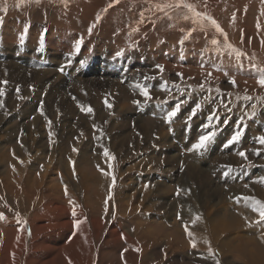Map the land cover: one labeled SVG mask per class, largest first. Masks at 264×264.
Segmentation results:
<instances>
[{
  "label": "rangeland",
  "instance_id": "374dc122",
  "mask_svg": "<svg viewBox=\"0 0 264 264\" xmlns=\"http://www.w3.org/2000/svg\"><path fill=\"white\" fill-rule=\"evenodd\" d=\"M19 2L7 0V13L0 11V264H202L207 248H185L181 240L191 238L172 230L186 233L189 223L207 222L212 240L225 247L219 249L224 261L213 250L219 264H230L231 255L239 257L232 264H248L264 227L250 223L258 215L236 197L264 203V184L258 182L264 145L255 139L264 135V88L251 68L264 69V0H187L215 19L227 44L245 54L242 67L207 21L205 33L183 8L168 10V19L152 7L165 0H120L107 12L102 10L111 0H32L16 7ZM97 14L101 20L89 34ZM81 40L80 53L72 55ZM121 50L124 56L115 57ZM137 84L147 85L151 101ZM177 103L180 112L168 128L161 117ZM197 104L193 123L206 125L212 116L216 125L214 140L200 153L188 151L197 140L186 134ZM253 104L256 115L249 119L245 113ZM217 116L229 124H218ZM182 121V136L170 138L172 125ZM238 127L244 129L238 144L224 155L213 150L216 136H226L220 141L225 143ZM227 168L232 171L225 177ZM103 179L113 189L111 202L106 191L96 195ZM197 215L201 219L193 224ZM164 226L169 231L163 234ZM175 237L178 243L166 247Z\"/></svg>",
  "mask_w": 264,
  "mask_h": 264
},
{
  "label": "snow or ice",
  "instance_id": "6c2138e0",
  "mask_svg": "<svg viewBox=\"0 0 264 264\" xmlns=\"http://www.w3.org/2000/svg\"><path fill=\"white\" fill-rule=\"evenodd\" d=\"M31 3L32 0H20L19 3H17L15 6L16 7H20V4L21 3ZM120 2V0H111V3H109L108 7L103 9L102 11L103 12H107L108 11V8H111L113 6V4H118ZM35 3L39 4L40 3V0H35ZM205 3H206V0H205ZM153 8L157 9L159 12L161 13H164L165 16L168 17V19H172L171 15L169 14V11L168 10H179L181 8L187 10V13H191L192 16L191 18L193 19V22L194 23H198L200 25V29L201 31H204L206 33L207 31V26L203 23V21H207L208 22V25H211V27H213L216 31V33H219L220 35L224 36V40H225V45L227 47V49L229 50V57L231 58L232 55L234 54V57H235V60L237 62V65L238 67H242V64H241V57H243L245 54L237 49H234L232 47V45L230 44H227V36L226 34L223 32V29L220 27V25L216 22L215 19H213L211 16H208L206 14H202V13H199L196 11V8L193 4H190L187 2V0H165V2L163 3H157V4H154L152 6ZM147 11H152V8H149V9H146ZM0 11L4 12V13H7L8 11V8H7V0H4V4L3 5H0ZM140 21L139 22H143L144 20V12H140ZM185 20L189 19V15L185 14L184 17H183ZM199 18V19H198ZM101 20V15L100 14H97V18H96V21L91 25V27L88 29V32L89 34L92 33V30L93 28L96 27V25L100 22ZM3 24V18L0 17V25ZM27 28L24 29V32L26 33L27 32ZM195 29H193L194 31ZM133 31H139V29H133ZM191 36V32H188L187 35L180 40V44L183 45L184 44V41L186 39H188L189 37ZM19 41H20V44L23 45L24 42H25V37L24 35H21L19 37ZM81 44H82V40L77 42L75 44V51L72 55H75V54H78L80 53L81 51ZM211 44L216 46V49L215 51L217 52L218 55H223V51L221 50L220 48V42L213 38L211 40ZM44 47H45V41H44V36L41 35L40 37V40H39V49L40 51H43L44 50ZM124 56V51L121 50V51H118L116 54H115V57H123ZM114 57V59H115ZM70 63V61H69ZM79 63L81 64V66L84 65L85 61L84 60H80ZM157 67L163 71V66L162 65H157ZM251 68L253 70L256 71V73L258 74L257 75V84L261 87V88H264V69H260V68H257V66L255 64L251 65ZM61 72L64 71V68L61 67L59 69ZM215 71H222V69L220 67H215L214 68ZM225 75H228V72L225 71L224 72ZM208 77L211 78L212 76V73L209 72L208 74ZM145 79H149V77H145ZM233 86H235V78H231L230 81H229ZM6 83V81L4 82ZM138 89H139V94L144 98V100L147 102V101H151L153 99V97L151 96L150 94V89L147 87V85H140V84H137L136 86ZM201 88H203V85H201ZM165 91H168L167 87L165 86L164 88ZM217 91H219V89H217ZM0 95H3V92L0 91ZM244 99L246 100H250L251 97L249 96H245ZM134 103L136 104H139L140 102L139 101H134ZM3 107V104H0V108ZM253 111L249 114V113H245L246 115H248V118L249 119H252L253 117H255L256 115V112H255V108H256V105L253 104L251 105ZM200 109V105L197 104L190 112L189 116H188V120L190 121L192 119V117H194L197 113V111H199ZM82 111H85V109H81ZM87 112H91L92 109L91 108H88L86 110ZM180 112V103H177L174 107L171 108V110L167 111L161 118L168 124H172L173 123V120L175 117H177V114ZM40 115L43 116L44 115V112H43V101H41V105H40ZM212 120H213V117L212 116H209V123L204 125V128L205 129H210L212 128L213 130L212 131H202V133L200 134V136L198 137V140L196 143L192 144V146L188 149V151H197V152H200L202 150H206L208 145L214 140L215 138V135H216V132L214 130V126L212 124ZM216 120L218 121L219 120V117L217 116L216 117ZM48 124L49 126L51 125V121L49 120L48 121ZM244 135V129L243 128H239L234 132V134L231 135V137L223 144V148L227 149L229 148L231 145H234V144H238L241 140V137ZM50 137H51V133H50ZM256 141L260 144V145H264V135H260L258 137L255 138ZM73 151H77V149H73ZM259 150L256 152V155H259ZM104 155L105 156H108V152L107 150L105 149V152H104ZM237 155H239L240 157H242L244 160H247L248 157L246 155V153L244 151H239L237 153ZM71 163V161H70ZM242 170H243V166H242ZM231 168H227L224 172H223V175L225 177H228L230 174H231ZM115 180V178L113 177V181ZM262 184H264V176H262L260 178V180L258 181ZM244 187H248L247 184L244 185ZM179 191H177V195H179ZM65 195H67V186H65ZM111 198V197H109ZM243 201L245 203V206L247 207H250L251 210L256 213L259 217L258 220L254 221V222H250V223H255L261 227H264V203H262L260 200L254 198V197H247V196H243V197H236V201L237 203H239L240 201ZM69 203L73 205V211H72V215L75 216L76 215V211H75V204L72 200H69ZM107 203V202H106ZM179 218V217H178ZM0 219H4V216L2 213H0ZM201 217L200 216H196L194 218V221H193V224L200 220ZM247 219V218H245ZM79 221L77 222L76 226L78 227L79 226ZM185 231L187 232V235L191 238L190 239V244L193 248H196L197 246V241L195 240L194 236H193V233L188 231L187 227H185ZM261 240L262 242H264V235L261 236ZM204 243L206 245H208V248H207V252H208V256L209 257H215L216 256V253L213 251L212 247H211V244H210V241H208L207 239L204 240ZM137 251H139V249H136ZM216 264H219V262L217 261Z\"/></svg>",
  "mask_w": 264,
  "mask_h": 264
},
{
  "label": "bare ground",
  "instance_id": "6f19581e",
  "mask_svg": "<svg viewBox=\"0 0 264 264\" xmlns=\"http://www.w3.org/2000/svg\"><path fill=\"white\" fill-rule=\"evenodd\" d=\"M10 22V21H9ZM76 22V21H75ZM107 22V21H106ZM14 24V23H13ZM22 25V24H21ZM144 26V25H143ZM8 31H11L10 29L8 30ZM8 31H6V34H7V32ZM24 34V33H23ZM12 35H14V34H12ZM17 35H18V33H17ZM7 37V36H6ZM9 37V36H8ZM59 37V36H58ZM63 37V36H62ZM111 37V36H110ZM71 38V37H70ZM77 39V38H76ZM4 40V39H3ZM6 40H8V39H6ZM10 40V39H9ZM8 40V41H9ZM14 40V39H13ZM19 41V40H18ZM59 41H60V39H59ZM30 42H32V41H30ZM67 42V41H66ZM69 42V41H68ZM78 42V41H77ZM37 43V42H36ZM62 43V42H61ZM33 45H34V43H33ZM70 45V44H69ZM64 46V45H63ZM69 48V47H68ZM16 50V49H15ZM20 51V50H19ZM44 60V59H43ZM24 61V60H23ZM10 64V63H9ZM3 65V64H2ZM7 70V69H6ZM61 72V71H60ZM143 72V71H142ZM5 73H6V71H5ZM2 75H4V74H2ZM1 75V76H2ZM142 76V75H141ZM92 79V78H91ZM136 79V78H135ZM141 79V78H140ZM140 79H138V80H140ZM87 80H89V79H87ZM86 80V81H87ZM147 82V81H146ZM63 84V83H62ZM70 84V83H69ZM145 84V83H144ZM148 84V83H147ZM139 97V96H138ZM139 99V98H138ZM137 99V100H138ZM136 101V100H135ZM130 103V102H129ZM76 104V103H75ZM77 107H79V106H77ZM82 107V106H81ZM82 109V108H81ZM81 111V110H80ZM76 114V113H75ZM79 114V113H78ZM81 115V114H80ZM79 123V122H78ZM78 125V124H77ZM80 125V124H79ZM62 131H60V133H61ZM59 133V134H60ZM78 133V132H77ZM56 135V134H55ZM54 135V136H55ZM60 136V135H59ZM56 137V136H55ZM54 138V137H53ZM50 143V142H49ZM66 145V144H65ZM64 145V146H65ZM74 146V145H73ZM76 147V146H75ZM61 149V148H60ZM79 150V149H78ZM63 151V150H62ZM82 152V151H81ZM205 152V151H204ZM65 159H66V157H65ZM35 161H36V158L34 159ZM34 161V162H35ZM225 161V160H224ZM29 163H31V161H29ZM217 163V162H216ZM13 164H14V161H13ZM12 164V165H13ZM220 164H221V162H220ZM216 170V169H215ZM13 173H15V171L13 172ZM80 179V178H79ZM96 178H94L93 179V182H96V180H95ZM108 179H103L102 181H101V188L100 187H98V186H96L97 187V193H96V195H99L100 194V190H103V191H106V196H107V198H106V201H113L114 199H115V197H114V195H112L111 194V190H113L110 186H106V181H107ZM16 182V181H15ZM73 182L75 183L76 181H75V179L73 178ZM81 183H83V182H81ZM17 190H19V189H17ZM229 190V189H228ZM234 190V189H233ZM96 191V190H95ZM226 192H228L227 190H225ZM223 192V191H222ZM235 192V191H234ZM233 192V193H234ZM2 194V193H1ZM1 194H0V199H1V197L3 198V196H1ZM217 194H219V192L217 193ZM221 194V193H220ZM227 194V193H226ZM235 194H237V193H235ZM234 194V197H236V195ZM223 195V194H222ZM225 195V194H224ZM109 197H111V198H109ZM261 198H263L262 196H261ZM6 204V203H5ZM1 205V204H0ZM6 206V205H5ZM4 207V206H3ZM7 207V206H6ZM238 208V207H237ZM13 209H15V208H13ZM19 212H21V210L19 211ZM234 216V215H233ZM163 223V222H162ZM208 223V222H207ZM207 223L206 224H204L203 223V225L200 227H197V226H195V227H193L192 225H190V223H189V229H188V231H190V232H192L193 233V236H194V238L195 239H197V246H196V248H208V245H205L204 243H202V242H199V240H201V239H207L208 241H210V244H211V247H212V249L213 250H218V252H219V256H221L222 257V259H223V261L225 260L224 258H223V253H221L220 252V250H224V245H223V243L221 242V241H218V240H216V239H214V240H212V234H210L209 233V231L207 230ZM176 224V223H175ZM192 224V223H191ZM177 225H178V223H177ZM209 225V224H208ZM179 226V225H178ZM165 228L164 229H162L160 232L161 233H166L167 231H169V230H167V226H164ZM175 227V226H174ZM181 228V227H180ZM197 228H198V230H200V229H202V230H204L205 231V233L204 234H202V233H199V232H196L197 231ZM161 229V228H160ZM173 232H177V234H179V235H187V232L186 233H182L180 230H175V229H173L172 230ZM173 232H171L172 234H173ZM215 234H216V232H215ZM24 236L26 235L25 234V232H24V234H23ZM170 235V234H169ZM169 235H167V236H169ZM152 236V235H151ZM171 236V235H170ZM153 237V236H152ZM186 237V236H185ZM176 238V237H175ZM178 239L179 238H176V239H170L169 241H167L166 242V247H174V245H176L177 243H178ZM186 239V238H185ZM258 241H259V243L257 244V245H261V246H257L256 247V255H253L252 253H251V255L254 257V258H252V259H250V262L248 261V259H246V261H247V263L248 264H264V242H262V240L259 238L258 239ZM181 242H182V244L184 245V247L186 248V247H192L191 246V244H190V241H183V240H181ZM220 249V250H219ZM252 251H254V249L252 250ZM193 252V251H192ZM245 252V249L242 251V253H244ZM231 257H232V261H228V263H230V264H232V263H234L235 261L234 260H236V258H239V257H237V256H232L231 255ZM240 260H242V258H240ZM201 261H202V264H216V262L218 261V260H216V258H213V257H209V256H206V257H203V258H201ZM222 262V261H221Z\"/></svg>",
  "mask_w": 264,
  "mask_h": 264
},
{
  "label": "crops",
  "instance_id": "0c3cea01",
  "mask_svg": "<svg viewBox=\"0 0 264 264\" xmlns=\"http://www.w3.org/2000/svg\"><path fill=\"white\" fill-rule=\"evenodd\" d=\"M196 121L198 122V125H195L192 120L187 121V123H186L187 124V127H188V130H187L186 134L190 135V138H192L195 141L198 140V137L200 136V134L202 133V131H206V130H202L201 132L198 133L197 130H194V128H199L201 125L204 126V124H201L199 120H196ZM217 123L218 124H223V125L229 124L227 121H218ZM212 124H213L214 127L216 126L214 124V121H212ZM167 127L170 128L171 127V124H168ZM182 128H183V121L180 122V123H178V124H176L175 126L172 125L171 131L169 132L170 135H171L170 138H174L177 135L182 136V134H183ZM207 131H211V130H207ZM216 138H217V140L215 141L214 145L212 146L213 150H217V151L222 152V155H224L225 153L229 152V150L231 148L230 147L227 148V149L223 148L224 142L223 143L220 142L221 140H223V141L226 140V136L219 135V136H216ZM202 151H200V152H202ZM192 152H195L196 153L197 151H192ZM195 153H194V158L195 159L197 158V160H199L198 154H195ZM215 158L217 160H223L225 158V156L215 157ZM202 159H205V157H202ZM203 164H205V163H203ZM225 164L226 163L224 162L223 165H225ZM203 167H204V165H203Z\"/></svg>",
  "mask_w": 264,
  "mask_h": 264
}]
</instances>
